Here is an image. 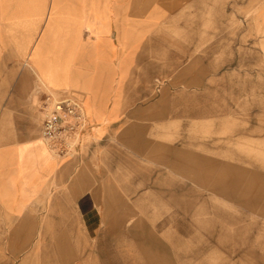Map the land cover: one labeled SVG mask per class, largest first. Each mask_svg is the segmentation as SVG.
<instances>
[{
	"label": "rangeland",
	"instance_id": "obj_1",
	"mask_svg": "<svg viewBox=\"0 0 264 264\" xmlns=\"http://www.w3.org/2000/svg\"><path fill=\"white\" fill-rule=\"evenodd\" d=\"M245 1L141 0L142 14L162 17L146 41L154 97L126 101L119 129L81 135L69 152L94 192L125 193L100 197L121 218L146 221L174 251L215 252L211 264H264V20ZM51 198L38 201L35 242L12 258L0 245V264L83 263V232L54 226L64 213L54 217Z\"/></svg>",
	"mask_w": 264,
	"mask_h": 264
},
{
	"label": "crops",
	"instance_id": "obj_2",
	"mask_svg": "<svg viewBox=\"0 0 264 264\" xmlns=\"http://www.w3.org/2000/svg\"><path fill=\"white\" fill-rule=\"evenodd\" d=\"M244 3L264 20V0ZM159 14H142L141 0H0V245L9 258L35 242L37 204L50 192L54 217L64 213L54 226L83 232V253L75 252L82 264H211L215 258L211 251H174L146 231V221L121 218L125 208L100 197L123 201L125 193L94 192L92 173L78 170V157L42 135L46 94L77 101L87 121L82 135L93 140L119 129L126 101L154 97L149 68L156 48L146 41ZM188 41L187 50L199 47V40ZM63 242L75 243L72 236Z\"/></svg>",
	"mask_w": 264,
	"mask_h": 264
},
{
	"label": "built area",
	"instance_id": "obj_3",
	"mask_svg": "<svg viewBox=\"0 0 264 264\" xmlns=\"http://www.w3.org/2000/svg\"><path fill=\"white\" fill-rule=\"evenodd\" d=\"M40 109L43 137L61 147V151H71V145L81 139L87 125L83 108L74 99L46 94Z\"/></svg>",
	"mask_w": 264,
	"mask_h": 264
}]
</instances>
